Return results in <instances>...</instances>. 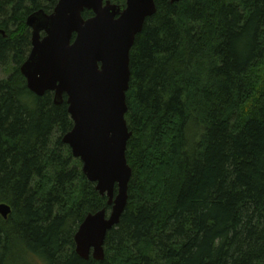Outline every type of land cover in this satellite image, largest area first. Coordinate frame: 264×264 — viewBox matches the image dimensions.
<instances>
[{"label": "trees", "instance_id": "1", "mask_svg": "<svg viewBox=\"0 0 264 264\" xmlns=\"http://www.w3.org/2000/svg\"><path fill=\"white\" fill-rule=\"evenodd\" d=\"M55 2L0 0V264H264V0H155L129 55L132 177L102 262L75 253L85 217L110 207L61 142L66 98L20 73L26 18Z\"/></svg>", "mask_w": 264, "mask_h": 264}, {"label": "water", "instance_id": "2", "mask_svg": "<svg viewBox=\"0 0 264 264\" xmlns=\"http://www.w3.org/2000/svg\"><path fill=\"white\" fill-rule=\"evenodd\" d=\"M123 1L57 0L51 14L39 10L29 15L31 48L20 66L33 95L52 93L56 106L66 98L73 126L61 142L80 161L95 191L107 198L110 211L87 215L74 236L75 253L99 262L104 260L105 237L127 205L132 177L125 155L131 137L125 121L129 55L146 19L156 12L155 0ZM85 11L93 16L83 19ZM9 214L10 208L0 204V216L7 219Z\"/></svg>", "mask_w": 264, "mask_h": 264}, {"label": "rangeland", "instance_id": "3", "mask_svg": "<svg viewBox=\"0 0 264 264\" xmlns=\"http://www.w3.org/2000/svg\"><path fill=\"white\" fill-rule=\"evenodd\" d=\"M7 77H8V73L4 72L0 68V80H4ZM17 263L18 264H43L39 259H37L36 257H32L31 255H24Z\"/></svg>", "mask_w": 264, "mask_h": 264}, {"label": "flooded vegetation", "instance_id": "4", "mask_svg": "<svg viewBox=\"0 0 264 264\" xmlns=\"http://www.w3.org/2000/svg\"><path fill=\"white\" fill-rule=\"evenodd\" d=\"M57 1V0H56ZM43 2H45V3H50V2H52V0H50V1H46V0H43ZM106 2V1H105ZM56 4H57V2H55V5H54V7H52V9L51 10H49L48 12L46 11V10H43V9H39V10H42V11H44V13L45 14H51L52 12H53V9L55 8V6H56ZM38 10V11H39ZM37 12V11H36ZM33 13H35V12H33ZM33 13H31V14H33ZM30 14V15H31ZM29 16V15H28ZM27 19V18H26ZM30 34H31V31H30ZM3 35V34H2ZM41 36H43V34H41ZM30 39H31V37H30Z\"/></svg>", "mask_w": 264, "mask_h": 264}]
</instances>
